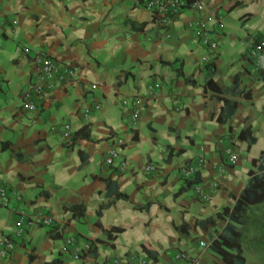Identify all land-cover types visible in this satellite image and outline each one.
Listing matches in <instances>:
<instances>
[{
    "label": "crops",
    "instance_id": "0c3cea01",
    "mask_svg": "<svg viewBox=\"0 0 264 264\" xmlns=\"http://www.w3.org/2000/svg\"><path fill=\"white\" fill-rule=\"evenodd\" d=\"M202 1L201 12L183 9L170 26L157 28L136 0H0V186L20 195L18 207L45 212L56 224L14 238L0 264H96L111 256L174 264L177 251L199 264H224L210 244L227 224L239 232L228 215L248 178L261 173L259 158L264 167V71L254 73L246 56L253 36L264 41V0ZM196 21L216 42L213 72L200 62L207 48L187 28ZM39 52L78 69L72 82H54L51 94L28 112L22 94ZM150 84H158V97L130 121V101L144 97ZM81 131L88 139L75 135ZM227 134L235 164L224 176L210 167L199 175L211 188L210 200L199 201L190 187L178 193L179 167L201 152L208 166L221 162L214 141ZM113 138L124 142L114 161H125L122 173L104 163ZM148 162L156 171L145 175ZM104 179L127 199L96 216L109 193ZM15 203L10 196L0 207V240L11 236ZM146 203V209L133 208ZM73 204L84 207L81 217L66 209ZM66 237L90 242L95 257L71 258L63 251ZM200 241L206 250L198 249ZM254 264H264V257Z\"/></svg>",
    "mask_w": 264,
    "mask_h": 264
},
{
    "label": "built area",
    "instance_id": "2783aa9c",
    "mask_svg": "<svg viewBox=\"0 0 264 264\" xmlns=\"http://www.w3.org/2000/svg\"><path fill=\"white\" fill-rule=\"evenodd\" d=\"M143 7L151 14V22L154 27L165 28L170 26L178 14L183 9H191L201 12L205 5L202 0H146ZM213 16V14H212ZM192 32V36L199 41V43L207 48V54L204 55L200 62L206 67L208 72H213L212 57L215 54L216 42L209 38L208 31L206 30L203 22L196 21L187 25ZM247 58L251 61L252 70L254 73L264 71V41L258 36H253L252 43L246 52ZM35 66V76L30 82L26 90L22 94L21 108L28 112H34L37 104L46 99L52 92L54 82L60 84L70 83L74 80L77 74V66L70 63H57L43 53H36L33 57ZM0 76V85H1ZM158 84H150L146 88L144 97L135 95L130 101L131 113L130 121L135 122L139 116L140 110L144 103L148 100L152 101L159 95ZM123 106L129 105L127 100L121 102ZM97 109V106H94ZM69 127L63 126V135L67 137ZM111 145L104 153V163L107 166H115L117 173H122L127 169L125 161L121 160L117 164L114 161L119 155V151L123 146V140L119 138L111 139ZM215 146H218L221 154V162L215 166H208L209 163L205 159L204 154L201 152L194 156L189 162L179 167L178 179L183 184L186 181H192L195 175L204 169L211 168V171L219 176L226 174V169L235 164L237 154L234 149V141L230 135L219 136L214 141ZM156 167L154 163H145L142 167V172L145 175L155 173ZM196 198L201 202H208L211 198V188L200 184H193L190 186ZM12 196L15 200V205L11 207L14 212L13 231L11 236L2 238L0 240V258L3 259L8 255L14 246L13 239L22 237L26 231L33 227H42L49 230L56 227L55 220L49 214L42 211L28 210L17 206L20 200V195L16 192H9L5 187L0 186V207L8 206L9 197ZM88 241L78 243L73 237H66L64 239L63 251L68 253L71 258L82 259L84 254L91 247ZM200 251L207 249V245L200 241L197 244ZM174 264H199V259L196 256H190L183 251H177L172 256ZM147 264L145 258L128 257H115L101 259L96 264Z\"/></svg>",
    "mask_w": 264,
    "mask_h": 264
},
{
    "label": "trees",
    "instance_id": "16d2710c",
    "mask_svg": "<svg viewBox=\"0 0 264 264\" xmlns=\"http://www.w3.org/2000/svg\"><path fill=\"white\" fill-rule=\"evenodd\" d=\"M138 4L144 5V2L146 0H136ZM130 27L134 30H142L144 27L143 24L140 25H134L132 23H129ZM247 96V94H244ZM234 102L230 103V109L228 110V115L231 114L233 110ZM75 135H77L80 138L88 139L87 137V131H81V133L76 132ZM253 139H249V142H252ZM262 158H259V162L257 164V170L261 172L257 175H251L246 185L243 187L242 191L239 193L237 198L235 199V203L230 210V214L228 215L229 221L232 223L240 224L241 226L244 225V221H248L246 216H243L246 206H257L262 203H264V167L261 165ZM255 161L251 160V164L254 165ZM103 181V187H105L107 190H109L108 196L104 203H101L96 211V216L100 215V211L102 209L108 208L109 206L113 205L118 200H126L127 197L123 194L119 193L113 184H111L109 179H104ZM193 184H200L199 175L196 174L195 178L192 181H186L183 187H180L178 190L179 192L185 191L187 188L192 186ZM149 206V203H146L144 205H134V209H146ZM68 211L72 213V215L81 217L84 213V207L81 205H69L66 207ZM227 209H223V212H226ZM219 215V214H218ZM210 217L206 218L202 221H195V225H204L206 223L210 222ZM184 227V224H183ZM110 232H117L119 231L118 228H112V230H109ZM239 231V230H238ZM49 235L53 238L58 237L59 234L55 232H48ZM239 232H237L231 224H227L224 227V234L218 235V237L213 240L210 244L211 250L217 254L221 261L224 264H244L245 260L244 257L241 255L239 244H238V238H239ZM92 249L90 248L86 254L84 255H91L92 258H94V248L91 245ZM47 264H58L57 260H52Z\"/></svg>",
    "mask_w": 264,
    "mask_h": 264
},
{
    "label": "rangeland",
    "instance_id": "374dc122",
    "mask_svg": "<svg viewBox=\"0 0 264 264\" xmlns=\"http://www.w3.org/2000/svg\"><path fill=\"white\" fill-rule=\"evenodd\" d=\"M243 216H246L248 221L236 228L242 235L241 245L245 248L247 264H254L264 257V203L255 207L246 206ZM251 247H260V250L256 252Z\"/></svg>",
    "mask_w": 264,
    "mask_h": 264
},
{
    "label": "clouds",
    "instance_id": "9594fccd",
    "mask_svg": "<svg viewBox=\"0 0 264 264\" xmlns=\"http://www.w3.org/2000/svg\"><path fill=\"white\" fill-rule=\"evenodd\" d=\"M207 248H208V246H207Z\"/></svg>",
    "mask_w": 264,
    "mask_h": 264
}]
</instances>
